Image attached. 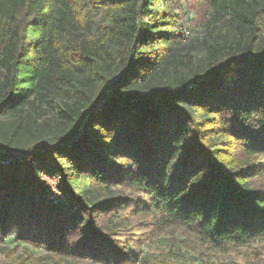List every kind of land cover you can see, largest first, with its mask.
Returning a JSON list of instances; mask_svg holds the SVG:
<instances>
[{
	"label": "trees",
	"instance_id": "obj_1",
	"mask_svg": "<svg viewBox=\"0 0 264 264\" xmlns=\"http://www.w3.org/2000/svg\"><path fill=\"white\" fill-rule=\"evenodd\" d=\"M187 1L0 0L9 264H179L141 255L172 228L188 264L264 248V0H207L189 35Z\"/></svg>",
	"mask_w": 264,
	"mask_h": 264
},
{
	"label": "rangeland",
	"instance_id": "obj_2",
	"mask_svg": "<svg viewBox=\"0 0 264 264\" xmlns=\"http://www.w3.org/2000/svg\"><path fill=\"white\" fill-rule=\"evenodd\" d=\"M207 10H208L207 0H188L186 10H184V14L182 15L184 26L181 27V30L186 35L198 31L200 25L206 19ZM191 28H193V30L189 31V29ZM41 180L44 183L45 187L48 189L50 193V198L53 200V202L63 199V196L59 188L56 187L57 185H60L61 181L58 184L57 181L47 177L41 178ZM170 237L176 240H181L183 239L184 236L180 229L172 228L166 230V232L160 234L159 237H156L154 239L147 237L141 244L142 257L146 256V257L162 259V260L171 259L173 261L176 258L179 264H188L187 262L185 263L184 261H182V259L178 255H175L178 251H180L178 249L181 248L178 245V243H176L175 241L173 243H171L170 241L166 242V239ZM5 249L12 250L10 251L12 260L19 259L21 255H23L22 248L19 247L15 248L10 244H0V264H9L8 262L9 260L6 257L7 251H5ZM252 251L254 253H257L258 263L264 264V248L262 249L260 246H252V248L231 249L224 254L205 253L206 257H204L203 259L207 263L205 261L204 262L200 261V262H194V264H254L255 259L252 254ZM38 253H39L38 251L33 252L32 261L30 264L43 263ZM186 254H188V252H186ZM188 255L190 256L189 259H193V257L194 258L197 257V255L192 252H189ZM69 264H93V263L75 262L71 260Z\"/></svg>",
	"mask_w": 264,
	"mask_h": 264
},
{
	"label": "bare ground",
	"instance_id": "obj_3",
	"mask_svg": "<svg viewBox=\"0 0 264 264\" xmlns=\"http://www.w3.org/2000/svg\"><path fill=\"white\" fill-rule=\"evenodd\" d=\"M1 154H2V157H3V155H6L5 152H1ZM17 158H20V155H18V154H16V153L10 154V155L6 156V159L4 160L3 164H7L8 162H10V161H12V160H14V159H17ZM40 177H41V178L47 177V178L53 179V180L57 181L58 184H59V182L61 181V179H60L59 176H53V175H50L48 172H45V171L42 172V173L40 174ZM48 180H49V179H48ZM48 182H49V181H48ZM48 182H47V183H48ZM58 186H59V185H57L56 187L58 188ZM56 187H55V188H56Z\"/></svg>",
	"mask_w": 264,
	"mask_h": 264
},
{
	"label": "built area",
	"instance_id": "obj_4",
	"mask_svg": "<svg viewBox=\"0 0 264 264\" xmlns=\"http://www.w3.org/2000/svg\"><path fill=\"white\" fill-rule=\"evenodd\" d=\"M21 158V157H20ZM20 158H17V159H20Z\"/></svg>",
	"mask_w": 264,
	"mask_h": 264
}]
</instances>
